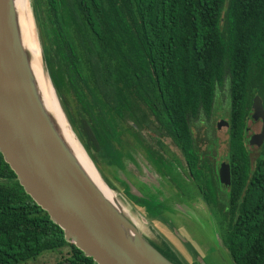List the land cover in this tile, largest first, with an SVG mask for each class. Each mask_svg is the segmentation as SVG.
Instances as JSON below:
<instances>
[{"label":"trees","instance_id":"obj_1","mask_svg":"<svg viewBox=\"0 0 264 264\" xmlns=\"http://www.w3.org/2000/svg\"><path fill=\"white\" fill-rule=\"evenodd\" d=\"M32 1L52 84L94 162L123 171L127 121L139 127L144 116H161L234 264H264V140L252 158L246 137L254 97L264 110V0ZM225 77L230 185L222 197L218 182L206 183L215 172L201 163L189 123L210 115ZM158 152H146L153 167ZM133 200L148 214L168 212L152 197ZM48 252L60 255L55 264H94L25 193L0 153V264Z\"/></svg>","mask_w":264,"mask_h":264},{"label":"water","instance_id":"obj_2","mask_svg":"<svg viewBox=\"0 0 264 264\" xmlns=\"http://www.w3.org/2000/svg\"><path fill=\"white\" fill-rule=\"evenodd\" d=\"M32 12L40 34L33 1ZM40 49L46 75L58 96L44 59L43 44ZM68 120L104 182L100 166L92 159L69 116ZM251 120L254 125H261V131L251 135L249 146H259L264 140V110L258 96L252 101ZM0 153L25 193L64 232L66 241L74 244L94 264H185L178 248L160 235L158 230L165 229L153 226L151 222L152 218L162 215L144 211L147 218H141V223L145 229L140 230L120 204L121 209L98 191L58 138L35 92L28 53L20 43L12 0H0ZM218 177L222 187L229 184L228 164H221ZM118 180L122 182L124 178L118 177ZM125 192L131 199L144 198V194L130 184ZM141 208L145 210V207ZM146 231L148 239L144 235ZM214 231L216 243L223 246ZM195 262L205 264L202 258Z\"/></svg>","mask_w":264,"mask_h":264},{"label":"flooded vegetation","instance_id":"obj_3","mask_svg":"<svg viewBox=\"0 0 264 264\" xmlns=\"http://www.w3.org/2000/svg\"><path fill=\"white\" fill-rule=\"evenodd\" d=\"M228 85V79L225 77L223 85L218 87L215 92L210 115L207 117L202 116L201 118L195 121H190L189 123V129L192 136L195 132L194 127L196 129L197 135L201 136V138H197V143L201 153H205L204 156L203 154L200 156V159L202 160L201 163H204V160H207L212 164L215 172L212 178L206 183L209 187L214 188L218 182L219 186L221 187L220 190H222L220 194L222 197H225V194L222 186L220 185L218 170L222 163H228L226 159L225 161H219L218 163V160L220 159L216 158V148L220 143V139L218 134H215V131H217V133L220 132L223 136H226V141L228 142L229 117H225L224 114L218 113V110H220L222 107L216 110L215 106L218 105L216 103L221 104L225 102L224 99L226 94H224L223 90H225V87ZM141 116L142 114L139 115V117ZM160 117L161 116L151 115L149 118L144 116V119L141 121L139 127L135 124H132L130 121H127V125L125 126L126 132L123 135V141L125 142V153L122 157V172L124 174L123 176H125L123 180L125 187L124 189L125 191H128V184H130L140 193H143L145 197H152L154 200L153 203L160 205V208H157V210H162V208L166 207V211H168L166 213L168 214L178 212L179 215H190V213L187 214V212L192 210L190 209V205L192 203L195 204L199 200L205 203V201L199 195H196V198H192V195L190 196L192 193H187V190H190L191 192L194 191V188L197 190L190 176V164L188 158L183 154L181 148L177 144L173 131L169 129L166 130L164 126L158 121V118ZM250 120L251 117L248 122ZM252 124H254L253 121ZM129 126L132 127V130L130 131H128ZM246 137L248 142L251 137L249 136V127H246ZM193 138L196 139L194 136ZM224 141L225 139L222 140V142ZM202 144L204 149H202ZM154 150L159 151L157 156L154 158V161L158 167H153L147 159L146 152H151ZM160 156L162 158L161 161ZM162 163L163 166L161 165ZM101 165L105 166L104 164ZM130 173H132L134 176ZM229 185L230 181L225 188H228ZM165 189H169L170 192L166 191ZM152 195H155L156 197ZM216 198L220 197L216 196ZM205 205L207 206L206 203ZM138 206L145 207L146 205L141 206L138 204ZM207 208L209 211L208 206ZM209 213V215L212 216L210 211ZM212 219L215 225L213 216Z\"/></svg>","mask_w":264,"mask_h":264},{"label":"rangeland","instance_id":"obj_4","mask_svg":"<svg viewBox=\"0 0 264 264\" xmlns=\"http://www.w3.org/2000/svg\"><path fill=\"white\" fill-rule=\"evenodd\" d=\"M29 3L32 11V0H29ZM35 27H36V36L38 39V43L40 45V48H42L41 37L37 30L36 24ZM223 92L224 94H226V97L224 99L225 102L221 104L216 103L218 105L215 106V108L217 110L218 108L222 107L220 110H218V113L224 114L225 117H228L229 114L228 86L225 87V90H223ZM66 98L68 100L67 101L68 110L76 118L75 115L76 104L71 97L67 96ZM57 99L69 123L68 116L58 96ZM248 127H249V136L257 134L261 131V125L256 126L252 124V120L248 122ZM194 131L195 132L193 136L196 137V140H198L197 138H201V136L197 135L195 127H194ZM219 133L215 131V134L216 135L218 134L220 139V143L216 148L217 149L216 158L220 159L218 160V163L219 161H225V157L227 154L226 136H223L221 133L220 135ZM223 139H225L224 142H222ZM255 147L257 146L253 145L249 147L252 158L255 155L254 152ZM202 149H204L203 144H202ZM100 169L102 171L101 176L104 182L109 186L111 191L115 194L116 199L119 202L122 209L128 213L130 218H132L135 222H137V226L140 228V230H144L145 226L141 223V218L143 217L147 218V214L146 212H144L145 210L143 208L136 205L134 203V200L131 199L129 195L126 194L124 190V185L122 184L123 181L121 182L120 180H118V177L120 179L125 178V176H123L124 175L123 172L117 170V172L115 173L113 168H108L104 166H100ZM165 190L170 192L169 189H165ZM194 194H197V190L195 188L192 193V196ZM152 196L156 197L155 195ZM194 196L195 197L192 198L197 197L196 195ZM139 205L144 206L142 202H140ZM190 209L192 210L187 212V214L190 213V215H182V214L179 215L178 212L172 214L166 213L160 217L158 222V226L161 229H165V233H168L173 239V241H175V243L178 245L179 248L177 250L182 261L185 264H192L197 259L200 260L202 258L205 264H234L228 250L225 247L216 243L215 240L216 235L214 231L215 225L213 223L212 216L209 215L210 213L205 203L199 200L195 204L192 203L190 205ZM146 234H148L147 231L146 233H144L145 237L147 238L148 235L146 236ZM178 235L181 236L182 238H180ZM192 254H196V255H192ZM59 259H60L59 254L48 252V253H43L36 260L28 261L24 264H55Z\"/></svg>","mask_w":264,"mask_h":264},{"label":"bare ground","instance_id":"obj_5","mask_svg":"<svg viewBox=\"0 0 264 264\" xmlns=\"http://www.w3.org/2000/svg\"><path fill=\"white\" fill-rule=\"evenodd\" d=\"M12 6L16 14L20 43L23 50L28 53L31 79L42 109L48 116L58 138L80 169L110 203L121 209L115 194L101 180L98 171L77 140L60 108L56 94L44 69L29 0H12Z\"/></svg>","mask_w":264,"mask_h":264},{"label":"crops","instance_id":"obj_6","mask_svg":"<svg viewBox=\"0 0 264 264\" xmlns=\"http://www.w3.org/2000/svg\"><path fill=\"white\" fill-rule=\"evenodd\" d=\"M157 219V220H156ZM159 219L160 218H158V217H155V218H152L151 219V222H152V224L154 225V226H158V221H159ZM159 232H160V235L165 239V240H167L169 243H171V245L173 244L174 246H176L177 248H179L178 247V245L175 243V241H173V239L171 238V236L168 234V233H165V231L164 230H158ZM198 254V253H197Z\"/></svg>","mask_w":264,"mask_h":264}]
</instances>
